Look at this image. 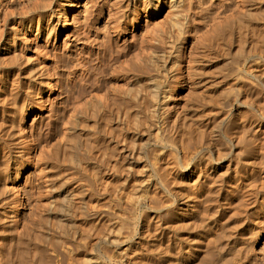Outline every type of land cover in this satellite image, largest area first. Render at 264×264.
<instances>
[{
    "label": "rangeland",
    "instance_id": "rangeland-1",
    "mask_svg": "<svg viewBox=\"0 0 264 264\" xmlns=\"http://www.w3.org/2000/svg\"><path fill=\"white\" fill-rule=\"evenodd\" d=\"M262 48L264 0H0V69L20 78L0 126V264H198L209 249L264 264V218L223 200Z\"/></svg>",
    "mask_w": 264,
    "mask_h": 264
},
{
    "label": "bare ground",
    "instance_id": "bare-ground-1",
    "mask_svg": "<svg viewBox=\"0 0 264 264\" xmlns=\"http://www.w3.org/2000/svg\"><path fill=\"white\" fill-rule=\"evenodd\" d=\"M160 10V5H155V11ZM68 14V11L65 10L60 16L66 18ZM53 15H57L56 13ZM63 18V19H64ZM40 18H37V21L39 22ZM13 22L16 23L17 19L16 17H13ZM36 21V16L34 18H31L27 21L20 22V24L24 25V27L30 26L31 23ZM34 25V24H32ZM31 27V26H30ZM34 27H37L34 25ZM26 28H22L19 30L21 34L26 33ZM38 29V28H36ZM45 30L47 32L49 31V35L55 31V25L50 26L49 23L45 25ZM14 35L12 36L10 41L15 40L16 36V30L14 29ZM20 34V35H21ZM264 49V48H262ZM259 69V72L255 73L252 69H248L247 72L249 76L254 81V86L257 88L258 91V104L257 106H252V109H254L255 113L254 116L247 114V117L244 121V128L241 131V144H240V155L234 154L235 151L232 152L229 162L230 164L228 166H232V171L235 172L234 178L231 179L230 186L228 185V195L223 198L224 204H228V208L238 209V212L240 214L247 213L248 210L254 209L255 213L260 215L261 220L264 218V199H260L258 197V194L263 191L264 189V54L263 56L259 57L258 64L256 65ZM10 71H7L6 69H0V126L6 119V102L8 100H16L19 96V88L17 84L20 83L19 75H16L15 77L9 78ZM37 77L39 75L33 74L32 78L33 80H37ZM9 79H11V88L7 89V84ZM183 78H181L182 81ZM179 81V80H178ZM50 84V83H49ZM177 85V84H176ZM173 86V85H172ZM159 90V89H158ZM157 90V91H158ZM169 92H172V89H168ZM159 94V93H158ZM166 98V97H165ZM225 135V134H224ZM229 138V137H228ZM230 139V138H229ZM231 141V147H233L235 144ZM3 149L5 150V147L3 145V142L1 140V128H0V153L3 154ZM208 163L205 165L207 166ZM188 165H180L178 163L171 165V170L174 172L175 170L177 172L181 171L183 168H188ZM201 169H204V165L201 166ZM19 169V168H18ZM17 169V171H18ZM183 172V171H181ZM162 188L166 190V186L163 183ZM180 197L176 195L175 198H173L169 203H167L168 206H175ZM239 205L237 207L236 205ZM233 210H226L227 214L232 215ZM216 230V231H215ZM213 229L208 235H197L196 238L197 242L195 245V248H198L200 253L202 251V246H205L207 248H213V245L216 244L217 237L216 234L219 233V228ZM232 231V229L230 230ZM169 243L167 244V248L169 249L172 246V243L170 239H168ZM181 250H183L181 248ZM180 250V251H181ZM215 250L218 254L222 253V250L219 247H215ZM215 260V251L212 249H209L206 251L203 256L200 257L198 260V264H211ZM219 260H217L214 264H218ZM121 264H130V263H121Z\"/></svg>",
    "mask_w": 264,
    "mask_h": 264
}]
</instances>
